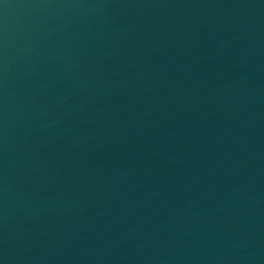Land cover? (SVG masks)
<instances>
[{
  "label": "water",
  "instance_id": "water-1",
  "mask_svg": "<svg viewBox=\"0 0 264 264\" xmlns=\"http://www.w3.org/2000/svg\"><path fill=\"white\" fill-rule=\"evenodd\" d=\"M0 264H264V0H0Z\"/></svg>",
  "mask_w": 264,
  "mask_h": 264
}]
</instances>
